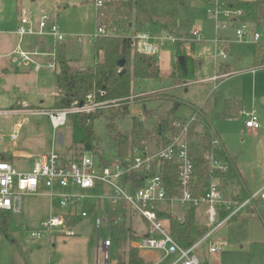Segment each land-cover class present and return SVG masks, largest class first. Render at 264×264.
Segmentation results:
<instances>
[{"label":"rangeland","instance_id":"1","mask_svg":"<svg viewBox=\"0 0 264 264\" xmlns=\"http://www.w3.org/2000/svg\"><path fill=\"white\" fill-rule=\"evenodd\" d=\"M57 0H0V18L13 15L16 19L18 8L22 6L26 12H49L55 18L60 31L67 36L63 46L66 50L74 53L81 52L82 56H73L78 62L72 63L75 70H81L94 65L97 62L95 58L94 41L92 36L98 32L97 8L95 0H84L88 5H78L66 10L59 11L56 4ZM60 8L74 3L73 0H60ZM35 7V8H31ZM57 8V9H56ZM21 13V12H20ZM248 21H253L248 19ZM11 22V20H10ZM179 31L175 40H166L162 46V52L170 56L171 64L177 61L178 41L194 44L195 74L189 76L184 83L180 81L178 87L174 89V82L168 79L164 80H139L134 83V97H142L147 91H159L172 89L169 94L160 93L162 101L174 100L176 96L180 102H166L163 105L155 102L142 105L131 102L128 115L121 119H116L117 130L115 134H123L132 131L133 123L138 121L146 129L154 132L163 121L171 123L175 118L187 119L190 121L197 115V110H204L209 113L213 129L218 130L227 146L229 152L234 155L238 168L237 174L231 177L236 187H239V193L254 192L264 187V135L255 137L246 129V119L239 116L236 119L229 120L222 116L220 107L221 102H217L219 97H236L243 101L245 111L253 110L259 116L263 126L264 121L261 118V110L264 116V70H257L255 65L254 53L255 43L240 42L235 37V28L217 31L214 23L209 20L207 7L199 3L189 2L181 6L178 11ZM249 22V23H250ZM261 37V43H264V8L260 7L257 12V21L249 24ZM0 29H7L6 26H0ZM114 28L109 29V33H115ZM199 31L202 34L200 40L194 37V32ZM166 33V32H165ZM167 34V33H166ZM82 39L81 43L79 39ZM218 38L226 42L228 47L229 60L215 63L214 55L216 52L215 39ZM19 42H20V38ZM39 39L34 37L24 38L23 46L28 42H33L30 50H33L38 44V40L48 45L51 50L59 52L62 44L54 48V41L51 38ZM14 40V39H13ZM16 40V39H15ZM17 41V40H16ZM60 45V46H59ZM264 45V44H263ZM10 49L1 46L0 51ZM136 52V51H135ZM3 54V53H1ZM67 59L70 57L65 54ZM263 57V56H262ZM264 58V57H263ZM80 59V60H79ZM40 62L45 63L47 59L40 58ZM216 64L218 67H216ZM229 65L231 67L230 79H224L218 82L216 89L210 78L217 75L219 68ZM230 75V74H229ZM25 77L24 79H13L12 81L1 82V88L18 85L21 92H12L6 96H0V154L7 157L12 151H21L32 155V160L25 161L21 158L15 159V163L10 162L24 170L28 171L32 167L34 159L40 158L42 154L51 150L53 141L56 143L57 152L64 157L76 159L79 155V148L72 145L71 131L72 124L67 123L58 136L55 137L49 124L48 116L34 112H48L53 110L55 77L54 71L44 68L41 75ZM7 83V84H6ZM6 85V86H5ZM12 89V88H10ZM1 91V90H0ZM24 92V93H23ZM154 94V93H148ZM11 98V99H10ZM20 101H19V100ZM22 99V100H21ZM24 99V100H23ZM18 102V103H17ZM187 103L193 104L195 108L191 109ZM262 106V107H261ZM17 111L18 114H14ZM154 112L147 116V113ZM33 112L32 114H29ZM170 119V120H169ZM21 123L18 139L12 140L14 126ZM108 121L106 115L98 119L94 124V130L98 138L95 157L105 158L113 166L118 162V145L111 139V132L107 129ZM193 125L190 128L192 131ZM215 127V128H214ZM208 131L209 127H205ZM151 131L150 134H151ZM221 138V139H222ZM151 139V137L149 138ZM149 143V142H148ZM73 146V151L70 150ZM71 160V161H72ZM21 164V165H20ZM241 176V177H240ZM103 189L98 187L88 193L78 206L79 212H86L88 218H85L78 229H74L77 236L66 237L62 235H52L44 230L43 223L49 217L50 201L45 196H24L23 209L20 214L3 212L6 217L5 231L0 229V264H103L104 258L101 254V244L110 236L108 223H102L98 232L96 219L106 217L108 212L97 211L101 207L102 201L93 196L106 195L112 193L108 187ZM56 210L62 209L54 205ZM77 209V210H78ZM54 211L57 213L58 211ZM62 211V210H61ZM105 214V215H104ZM104 215V216H103ZM133 225L140 227L145 225L146 230L142 235H148L149 226L139 215L134 216ZM264 206L255 209L254 217L247 218L241 222L222 227L215 237L226 239L227 247L220 254V264H264ZM136 229V228H135ZM138 232V229L135 230ZM33 233H39V238H32ZM121 257L127 260V253L130 248H135L133 243L127 239L120 243ZM138 249V248H136ZM206 246H203V250ZM139 252L142 250L138 249ZM156 252V256H160ZM141 256V255H140ZM206 256V257H205ZM203 260L210 262L206 253L202 256ZM213 258V257H212ZM116 259L114 252H111V261ZM174 259L164 264H171ZM166 260L161 257L149 264H161Z\"/></svg>","mask_w":264,"mask_h":264},{"label":"built area","instance_id":"2","mask_svg":"<svg viewBox=\"0 0 264 264\" xmlns=\"http://www.w3.org/2000/svg\"><path fill=\"white\" fill-rule=\"evenodd\" d=\"M106 0H95L97 11L104 6ZM209 19L214 23L216 30L235 28V37L240 42L260 43V35L252 29L249 23L242 22L245 12L242 9L230 7L226 2L215 0L207 9ZM100 19L98 21V32L92 36L96 42L99 38L112 36ZM16 36L20 38V43L10 54L14 64L21 68L33 66L35 72H40L44 67L56 71L59 66V56L56 51L50 53H40L27 51L23 48V40L26 37L51 38L55 45L66 41L67 36L63 34L55 22V18L49 12H26L23 11L19 18L18 26L15 30ZM194 37L198 40L202 38L199 31L194 32ZM166 40L175 38L166 33L156 34L144 31L132 37L133 49L140 54L157 56L162 51V46ZM82 39H79L81 43ZM216 52L215 59L227 60L229 54L224 42L215 39ZM47 57L46 65L38 62L36 58ZM222 76L214 77L217 81ZM107 103H96L93 95L87 96V101L83 104L75 102L68 109H53L48 112H34L48 116L52 132L55 137L60 130L66 126L70 115L75 113H95L102 109ZM30 112L29 114H32ZM14 114H18L17 111ZM246 117V127L252 131L261 128V123L255 112H243ZM197 115L190 121L176 120L171 125V136L167 144L159 150L153 152L144 143L135 146L130 152L127 164L115 163L113 166H98L95 161V154L82 152L76 160L67 161L59 155L56 143L53 141L50 152L43 158L35 161L28 169H20L10 162L0 161V211L20 214L23 209L24 196H36L42 191H47L51 200L62 208L61 213H52L44 221V230L52 235H62L75 237L77 234L73 226H70L73 218H86L87 213H79L78 206L91 190L98 184H104L112 190V194L107 197L109 205L118 206L125 203L133 216L139 215L149 226L148 235L138 242L140 250H152L163 253L164 259L175 258L173 264H202L203 254L210 256L220 255L226 248L224 240L215 237L219 229L231 222L236 216L256 199L260 197L264 201V188L245 202H235L227 200L221 190L217 173H227L230 163L223 159H218L216 152L224 149L222 139L216 131L208 128V138L210 146L203 158L207 165L206 173L209 177V189L205 196L193 198L190 192L191 181L194 177L195 166L190 144V128L197 122ZM22 124H16L13 130L12 140L18 139ZM174 162L179 167V183L182 187V195L173 198L184 207L198 208L207 206V219L210 231L193 246L184 249L171 236V232L163 221L159 219L157 211L161 202H166L169 198L166 195V187L162 172L151 173L153 163ZM142 170L145 177L140 179L141 187L133 189L129 187L130 177L137 171ZM58 188L61 191H58ZM228 210L229 214L220 219L222 210ZM102 220L97 221V228L100 229ZM39 233H33L32 238H39ZM112 236H109L101 246V254L106 264H111V252L117 256ZM203 246L206 249L203 250ZM116 260V259H115ZM119 260V259H118Z\"/></svg>","mask_w":264,"mask_h":264},{"label":"trees","instance_id":"3","mask_svg":"<svg viewBox=\"0 0 264 264\" xmlns=\"http://www.w3.org/2000/svg\"><path fill=\"white\" fill-rule=\"evenodd\" d=\"M193 1L211 5L215 0L105 1L104 6L97 11V21L100 19V22L108 30L114 28L115 33L112 36L101 37L94 42L97 62L83 70H74L70 62L62 58L59 59V66L55 72L56 96L53 104L54 109H68L75 102L83 104L87 101L89 95L95 97L96 103H107L95 113H75L69 116L67 123L72 124L71 141L73 146L80 147L82 152L96 153L98 138L94 130V124L105 115L108 121L107 129L111 132L110 137L118 145L119 157H128L134 148L133 146H141L148 142L150 132L138 121L133 123L132 131L120 133V135L115 134L117 130L115 120L128 115L131 102L139 105L150 101L163 100L160 93L147 94L141 98L134 97V81L158 79L160 68L157 56H148L133 51L132 38L129 37V34L132 32L138 34L152 29L166 31L176 39L178 37L179 8L183 4ZM228 5L232 8L242 9L247 13V16L242 20L245 23H249V18L254 20L258 8V3L229 2ZM181 46L182 43H179L178 56L185 55L180 50ZM254 56L257 64H264L263 44L258 43L255 45ZM121 60L126 61L124 68L119 67ZM198 114L203 116L200 112ZM206 123L209 128L212 127L209 121L206 120ZM6 155L0 154V161L10 162L12 156L7 157ZM216 156L219 160H228L223 149L217 150ZM192 159L195 173L191 181L190 192L193 198H200L205 196L209 189V177L206 173L207 165L202 157L193 156ZM161 172L165 181L167 197H180L182 187L179 183V167L174 162H164ZM233 174H235V171L231 163L227 173H217L215 176L218 179L225 177L231 179ZM134 175H140V179L145 177L142 170L137 171ZM140 179L138 180L141 181ZM242 194L243 198L246 197L245 192ZM127 213V206L122 202L111 213V236L119 244L127 239L131 242L138 241V238L133 235L132 229L128 227ZM228 214V210H222L220 219L225 218ZM160 218H166L170 221L171 236L184 249L196 244L210 231L208 226L198 223L194 208H190L184 218L159 213ZM79 221L80 218L75 217L69 225L75 226ZM0 229L4 231L7 229L6 217L2 211H0ZM127 258V260H123L120 257L119 264H147L140 257V252L136 248H130ZM202 264H208V262L204 261Z\"/></svg>","mask_w":264,"mask_h":264},{"label":"crops","instance_id":"4","mask_svg":"<svg viewBox=\"0 0 264 264\" xmlns=\"http://www.w3.org/2000/svg\"><path fill=\"white\" fill-rule=\"evenodd\" d=\"M31 1L35 2V0H31ZM73 1H74V3H72V4L69 3V6L65 5V7H62V8H60V6L62 5V2H60V0H57L56 4H57V6L59 8V11L66 10V9H69L70 7H75V6H78V5H88L89 4V3L85 2L84 0H73ZM193 2L196 3L195 1H193ZM223 2H226L227 4L229 2L230 3H234V2L258 3V6H257L258 8L256 9V14H255L256 18L254 17L253 21H251V22L249 21L250 22L249 24L256 23V21H257V12H258L259 8L260 7L264 8V0H226V1H223ZM20 3H21L20 4L21 5V9H19L20 7L18 8L15 20L12 18L13 15H11V16H4L3 15V17L0 18V26H4V27L6 26V28H7V29H4V30L0 29V47L1 46H3V47L6 46V47L10 48V49L4 50V52L0 51V83L3 82V81L4 82L12 81L13 79L21 80V79H24L27 76H30V74H33L34 76L41 75V72L43 71V69L46 68V67H44L40 72H35L33 66L28 67V68H21V67H18L16 64H14L12 62V60H11L10 54L16 49L17 45L20 43L19 39H18V36H16V34H15V30H16V28L18 26L19 18L21 16V13L23 11H26V9L22 6L23 5L22 2H20ZM187 3H189V2H187ZM197 3H199L201 5H204L205 7H207V9H208V7L210 5V4H206L204 2H197ZM185 4H183V5H185ZM31 8H35V7H31ZM246 16H247V13L245 12V17ZM10 20H11V22H10ZM146 31H150V32H153V33H156V34H161V33H165L166 32V31H156V30H152V29L146 30ZM178 31H179V22H178L177 34H178ZM135 35L136 34H134L132 32L131 34H129V37L132 38ZM34 38L39 39L41 42L43 41V39H42L43 37H34ZM39 40H38V44L36 43V46H35V48L33 50L29 49V48L32 47L33 42H28L26 44V46H23V48L25 50H27V51H33V52L37 51V52H40V53H50V52L54 51V50H51L48 45H45V43L42 44ZM22 43H25V42H22ZM179 43H182V46H181L180 50L184 52L185 55H183V56L186 57V61H187L186 69H185L186 71L183 70L181 68V66H180V63H179V57L180 56L177 55L176 63L171 64L169 54H167L166 52H163L162 56L160 55L159 58H158V66L160 68V77L158 79H155V80H158V81L159 80H164V79H168V80L173 81L174 82V87H173L174 89H176V88H185V87H178V84H180V81H182L184 83H188V86H189L190 82H187L186 79L189 76H194V74H195V59H194V53H195L194 52L195 51L194 50V46L195 45L192 44V43H187V42H183V41H180V40L178 41V44ZM260 44H262V43L260 42ZM224 45H225V48H226V50L228 52V47H227L226 42H224ZM61 46H62L61 49L59 50V52H57L58 56H59V59L64 58L65 60L70 62L71 66H72L71 62H73V63L78 62L77 59H73V56H82L81 52H78V53L70 52V51L66 50L67 49L66 45L63 46V44H62ZM54 48L57 49L58 48L57 45L54 44ZM133 51H135V50L133 49ZM177 52H178V50H177ZM1 53H3V54H1ZM65 54H67L70 57V59H67L66 56H64ZM40 58H45L48 61L47 57H40ZM40 58H36V60L38 62H40L39 61ZM189 59H190V61H189ZM254 59H255V56H254ZM219 60L221 61V59H215V55H214L215 63L219 62ZM228 60H229V58L227 60H222V61L226 62ZM47 61L45 63H43V62H40V63H42V65H46ZM255 63H256V61H255ZM255 65L257 66V70H264V64H257L256 63ZM216 67H218L217 64H216ZM46 69H48V68H46ZM81 70H83V69H81ZM219 71L220 72H217V75H215L214 77L222 76L220 79H218L217 81H213L212 80L214 77L208 79L209 83H212L215 86V89L219 86L217 84L218 82L223 81L224 79H226V80L230 79V77L233 76V74H231V67L229 65L222 66L221 68H219ZM55 72L56 71H54V77H55ZM137 81H139V80H135L134 83H137ZM147 81H153V80H147ZM133 86H134V84H133ZM5 88L6 89H4L3 87L1 88V86H0V90H1L0 91V96L1 95H3V96L5 95L6 96V94H10L12 92H15V90H17V92H21L18 85H13V86L10 87V85L7 84V87H5ZM10 88H12V89H10ZM133 89H134V87H133ZM10 91H12V92H10ZM169 91H172V89H169V90L168 89H164V90H159V91H147V92H145V94H148V93H163V94L167 93V94H169L170 93ZM133 94H134V92H133ZM55 96H56V89H55V93H54V98H55ZM173 97H174V100H169V101L168 100L167 101L157 100V101H150V102H146V103L155 102L157 104L163 105L166 102H170L171 101L174 104H177L176 108H178L179 106H182V105H180V102L177 99V97L176 96H173ZM216 101L217 102H221L219 108H221L222 116L227 117L229 120L236 119L239 116H241V117L246 119V117L243 115V112L246 109H245V105L243 104V101L241 99L236 98V97H233V98L232 97H230V98H225V97L221 98V97H219V98H216ZM139 105H142V104H139ZM187 105L189 107H191L192 110H194L193 108H195V106L193 104L187 103ZM130 106H132V105H130ZM129 110H130V108H129ZM198 112L202 113L203 116L199 115ZM245 112H247V111H245ZM252 112H255V111L253 110ZM260 112H261V118L264 121V116H263L262 110ZM196 113L200 116V118H199V121H197L193 125V127H192L193 129H192L191 134H190L191 152H192V156H198V157L204 158L205 152L208 150V148L210 146V139L208 138V135H207L208 131L205 128V127H208V125L206 123V120L209 121L211 125H212L213 122H212L211 117H210L208 112L200 109V110H197ZM153 114H154V112L149 111L147 113V116H150V115H153ZM204 116H205V118H204ZM258 118H259V116H258ZM176 120H187V119L175 118V119L172 120V122H174ZM259 121L261 123V128L259 130H257V131H252V130H250V129H248L246 127V129L250 133H252L255 137H257L258 135H264V126H263L260 118H259ZM49 124H50V121H49ZM213 125H212V127H213ZM50 127H51V124H50ZM148 131H151V130H148ZM215 131L222 138L221 133L218 130H216V128H215ZM170 136H171V123H167V121L165 120V121H163L160 124V126L158 128H156L154 130V132L151 131V134H150L151 139H149L148 140L149 143L148 142L147 143L150 146L151 150L153 152H155V151L159 150L160 148L164 147L167 144V142L170 139ZM222 141H223L225 153H226V156H227V159H228L227 161L226 160L225 161L230 163V164L232 163V165L234 167V171L237 174L238 172H240L239 171L240 169L238 168L239 165H238L234 155H232L229 152V150L227 149V146H226L223 138H222ZM133 147H135V146H133ZM70 150L73 151V146H71ZM10 153H11L10 156H12V159H13L12 161L13 162L15 161V159H18V158H21L22 160H25V161H30V160L33 159L31 154H26V153L21 152V151H16L15 150V151H12ZM48 153L40 155L41 157L38 158V159H34V162L38 161L41 158H43ZM78 153L79 154L82 153L80 148H79V152ZM61 154L62 153L59 154L61 156V158L65 159L67 161H71L72 160L71 157L67 158L66 156L64 157ZM78 156L79 155L77 154L76 159H77ZM129 156H130V154H129ZM129 158L130 157L121 158V157H119V154H118L117 155V159H118L117 163L127 164V162H129V160H130ZM76 159H74V160H76ZM74 160H72V161H74ZM95 161H96V164L98 166L110 165L109 161L107 159H105V158H101V157H97L96 156L95 157ZM34 162H33V164H34ZM33 164H32V166H33ZM162 165L163 164H161L159 162L153 163L150 172L151 173H153V172L154 173H160V171L162 169ZM21 166L22 167L20 169H23V167H25V165H21ZM138 179H140V175H136L135 176L133 174V176L130 177V180L128 182L129 187H132L133 189H134V187H136V189L141 187V183H140V181ZM232 181L233 180H231L230 178H226V177L223 178V179H219L221 190L223 192L224 197L227 200H232V201H235V202H238V203H241V202L243 203V202L247 201L248 199L252 198L256 193H258L261 189L264 188L263 187L261 189H258L256 191H254V192L247 191V192H245L246 197L243 198L242 197L243 196V194H242L243 192L241 191L239 193L240 188L236 187L235 183L232 182ZM98 187H101L103 189L104 188L107 189L106 187H108V186H106L104 184H98L96 186V188H98ZM58 191H61V190L58 188ZM111 194L112 193L106 194V195H101V196L100 195L93 196V197L97 198V200H99V201L101 200L102 201V203H101L102 206L99 207L97 211L101 212V211H105L106 210L108 212L106 217H102V218L98 217L96 219V226H97V221L98 220H102V223H108V230H109L110 236H111V213L116 208V207H113V206L111 207L109 205V203H108L107 197L110 196ZM38 195L45 196L47 199H49V201H50L49 214L55 213L54 211L56 210V207L54 205H57V204L51 200L48 192L47 191H42ZM174 198H177V197H174ZM260 206H264V201L260 197H257L256 199H254L253 202H251L241 212V214H239L238 216H236L234 218V221H231V222L227 223L225 226L229 227L230 225L238 223V222H241L244 219L254 217L255 209L258 210V208ZM190 208L191 207L182 206L178 201H176L173 198H169L168 201L159 203L157 214H158V217H159V213L160 214L167 213V214H171L173 216H177L179 218H184L188 214V211H189ZM194 209H195L196 219H197L198 223L200 225H203V226L205 225V226L209 227V222H208L207 215H206L207 206L203 205V206H200V207L194 208ZM61 210L62 209H59V210H56V211H58L57 213H61L63 211V210L62 211ZM77 211L79 212V209ZM127 211H128V213H127V216H128L127 217L128 227L132 229L133 235L136 238H138L137 242H132V243H133V246L135 248H138V242L144 236H146V235H142L141 234L143 231L146 230V228H145L144 224H141L140 227L135 226V228L138 229V232H136L135 231L136 229L134 228V225H133V222H132L135 217L131 214V212L128 209V207H127ZM86 218H88V214H87ZM84 219L85 218H80L79 223H77L75 226H73V228L74 229H78V227L80 226V224L83 222ZM160 219L163 221V225L166 226V228L170 230L171 229L170 221L168 219H166V218H160ZM144 223H147V222L144 221ZM263 224H264V221H263ZM220 230L221 229H219L217 233H219ZM99 231H100V229L98 230V232ZM220 235H221V233L219 234L218 237H220ZM220 239L224 240L226 242V244H227L226 239H223V238H220ZM113 242L115 244L114 247L116 248V251L118 252L117 253L118 257L111 264H119L120 257H121V251H120V247H119L120 244H119V242H117V240L115 238H113ZM97 248H99V247L97 246ZM156 252L160 253L161 255L160 256H156ZM140 255H141L140 257L143 258V260L146 263L147 262L156 261L157 259H160L161 257L164 258L163 253H161L159 251H152V250H142L140 252ZM206 255H207V258H210V262L208 261V264H220V256L221 255H218V256H210L208 254H206ZM171 259H174L173 262L175 261L174 257H172V258L170 257L168 259H165L166 261L161 263V264L170 262ZM204 261H206V260L202 259V263H204ZM173 262L171 264H173ZM103 264H106L105 261H104ZM147 264H149V263H147Z\"/></svg>","mask_w":264,"mask_h":264},{"label":"water","instance_id":"5","mask_svg":"<svg viewBox=\"0 0 264 264\" xmlns=\"http://www.w3.org/2000/svg\"><path fill=\"white\" fill-rule=\"evenodd\" d=\"M179 63H180L181 68H182L183 70H185V69H186V63H187V61H186V57H185V56H180V57H179ZM125 64H126V61H125V60H121V61L119 62V67H120V68H124ZM185 71H186V70H185Z\"/></svg>","mask_w":264,"mask_h":264}]
</instances>
